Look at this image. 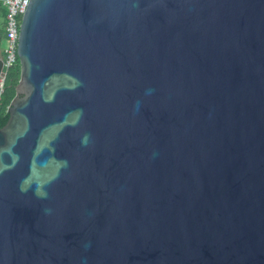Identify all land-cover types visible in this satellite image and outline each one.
<instances>
[{
  "label": "water",
  "instance_id": "95a60500",
  "mask_svg": "<svg viewBox=\"0 0 264 264\" xmlns=\"http://www.w3.org/2000/svg\"><path fill=\"white\" fill-rule=\"evenodd\" d=\"M18 57L0 264H264V0H31Z\"/></svg>",
  "mask_w": 264,
  "mask_h": 264
},
{
  "label": "built area",
  "instance_id": "2783aa9c",
  "mask_svg": "<svg viewBox=\"0 0 264 264\" xmlns=\"http://www.w3.org/2000/svg\"><path fill=\"white\" fill-rule=\"evenodd\" d=\"M31 0H3L2 7L6 11L5 34L2 39V59L4 61V72L15 69L20 65L18 57L20 28L23 15L26 13ZM1 79V85H3Z\"/></svg>",
  "mask_w": 264,
  "mask_h": 264
},
{
  "label": "trees",
  "instance_id": "16d2710c",
  "mask_svg": "<svg viewBox=\"0 0 264 264\" xmlns=\"http://www.w3.org/2000/svg\"><path fill=\"white\" fill-rule=\"evenodd\" d=\"M2 1L3 0H0V17L2 19L0 25V53L2 52L1 43L5 34V15H6L5 9L2 7ZM19 76H20V65L7 73V76L3 82L2 87L0 80V128L4 127L9 119L8 110L12 100L16 97L17 94L16 87L19 82Z\"/></svg>",
  "mask_w": 264,
  "mask_h": 264
},
{
  "label": "rangeland",
  "instance_id": "374dc122",
  "mask_svg": "<svg viewBox=\"0 0 264 264\" xmlns=\"http://www.w3.org/2000/svg\"><path fill=\"white\" fill-rule=\"evenodd\" d=\"M1 22H2V19L0 17V25H1ZM2 48L4 49V45L1 47V50H2ZM0 55L2 56V52L0 53Z\"/></svg>",
  "mask_w": 264,
  "mask_h": 264
},
{
  "label": "clouds",
  "instance_id": "9594fccd",
  "mask_svg": "<svg viewBox=\"0 0 264 264\" xmlns=\"http://www.w3.org/2000/svg\"><path fill=\"white\" fill-rule=\"evenodd\" d=\"M1 58H2V56H0ZM0 80H1V78H0ZM4 82V81H3ZM3 85H1V87H2Z\"/></svg>",
  "mask_w": 264,
  "mask_h": 264
}]
</instances>
